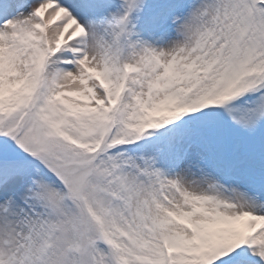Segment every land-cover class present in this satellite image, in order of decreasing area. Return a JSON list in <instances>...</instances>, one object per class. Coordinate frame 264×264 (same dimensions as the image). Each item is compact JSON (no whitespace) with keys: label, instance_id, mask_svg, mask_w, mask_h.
Instances as JSON below:
<instances>
[{"label":"snow or ice","instance_id":"obj_1","mask_svg":"<svg viewBox=\"0 0 264 264\" xmlns=\"http://www.w3.org/2000/svg\"><path fill=\"white\" fill-rule=\"evenodd\" d=\"M0 264H264V0H0Z\"/></svg>","mask_w":264,"mask_h":264}]
</instances>
